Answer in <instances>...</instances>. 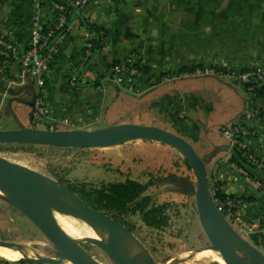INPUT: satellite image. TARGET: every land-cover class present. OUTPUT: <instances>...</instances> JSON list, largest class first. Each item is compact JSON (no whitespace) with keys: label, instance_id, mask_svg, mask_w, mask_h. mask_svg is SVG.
<instances>
[{"label":"crops","instance_id":"obj_1","mask_svg":"<svg viewBox=\"0 0 264 264\" xmlns=\"http://www.w3.org/2000/svg\"><path fill=\"white\" fill-rule=\"evenodd\" d=\"M32 2L0 0V36L21 51L29 45ZM53 19V11L43 5L41 27ZM81 19L106 33L101 48L90 57L85 55L88 32ZM55 41L58 52L44 79L45 117L33 123L32 105L12 102L14 120L7 107L9 96L0 90V129L21 125L95 130L124 123L158 127L140 119L160 109L163 129L195 145L210 188L242 202L228 218L234 230L253 240L264 235V189L229 162L230 149L221 134L247 107L242 88L216 77H172L152 87L146 84L150 77L180 70L212 67L237 72L264 66V0H91ZM131 55L142 62L139 76H114L113 65L125 63ZM7 73L19 82L12 87L18 98L29 103L36 93L32 79L17 62L9 63ZM255 107L263 115L251 122L254 136L245 145L264 160V95ZM108 113L112 114L107 119ZM146 144L153 143L136 145Z\"/></svg>","mask_w":264,"mask_h":264},{"label":"rangeland","instance_id":"obj_2","mask_svg":"<svg viewBox=\"0 0 264 264\" xmlns=\"http://www.w3.org/2000/svg\"><path fill=\"white\" fill-rule=\"evenodd\" d=\"M113 108L115 109V106ZM161 113L164 112L158 109L148 116L144 115L140 121L154 123L164 130ZM111 114L108 113L105 118L108 119ZM180 138L198 155V150L189 139L182 136ZM144 142L150 141L137 140L108 148L84 150L0 144V158L63 186L84 183L99 188L125 180L141 184L151 182L142 196L149 198V207L167 205L166 225L160 228L147 227L138 213L129 214L125 221L132 228L133 238L154 262L224 264L199 226L194 206L195 182L192 171L186 169L181 156L170 147L156 142H151L152 145H136ZM55 218L62 230L74 240L93 236L91 227L82 220L61 214H55ZM243 238L255 246L253 239ZM0 241L15 245L10 249L1 248L3 251L0 253V264H14L23 257L58 260L60 256L46 238L1 195ZM79 246L99 264H114L97 247L87 243H81ZM137 251V248H133V252ZM22 261L24 264H30ZM60 264L70 263L63 260Z\"/></svg>","mask_w":264,"mask_h":264},{"label":"water","instance_id":"obj_3","mask_svg":"<svg viewBox=\"0 0 264 264\" xmlns=\"http://www.w3.org/2000/svg\"><path fill=\"white\" fill-rule=\"evenodd\" d=\"M12 102L32 105L18 98L19 92L5 89ZM11 112V111H10ZM12 114V112H11ZM13 116V114H12ZM14 118V116H13ZM143 140L165 145L176 151L194 176V206L201 230L224 264H264V254L241 237L218 210L203 159L179 136L156 126L131 123L95 130H47L18 125L16 129H0V144L44 146L70 149H101ZM0 195L22 214L59 252L58 260L46 257L25 258L31 264H99L79 245L87 243L104 252L114 264H156L149 254L122 225L106 214L85 204L62 184L22 166L0 158ZM55 214L70 216L87 223L97 238H70L58 225ZM131 250L125 246V241ZM0 247L15 245L0 241ZM137 248V252H133Z\"/></svg>","mask_w":264,"mask_h":264},{"label":"built area","instance_id":"obj_4","mask_svg":"<svg viewBox=\"0 0 264 264\" xmlns=\"http://www.w3.org/2000/svg\"><path fill=\"white\" fill-rule=\"evenodd\" d=\"M91 0H72L68 3H60L56 0H33L32 2V30L29 39V45L26 50H19L12 42L0 36V84L5 88H12L19 85V82L10 78L7 73V67L11 62H17L21 70L27 74L33 81L36 89L34 102L32 104L31 121L33 123L41 121L45 115V95H44V79L51 72V62L54 55L58 52L57 42L54 40L55 32L60 31L65 23V16L63 15L66 7L77 12H82ZM46 5L53 13L54 18L57 17V22L52 27H47L46 31H42L39 23L40 12ZM90 39L87 36V41ZM90 44L86 43V57H89ZM132 65H137L139 68L142 62L137 55H131L125 63L112 67V74L114 76L126 75L129 79L133 76L138 77L139 71ZM130 67V68H127ZM200 77H216L228 83L238 85L242 88L245 94L247 107L244 112L235 122L225 126L221 130L223 138L228 142V147L231 149L236 146L240 149H247L245 140L254 136V131L250 126L251 122L259 118V110L254 106H250L252 92L255 87L264 85V66L248 68L242 71H225L219 68L204 67L202 69H195L193 72L184 73L177 78H200ZM172 79V77L161 78V83H165ZM72 80V83H74ZM154 78H151L147 83L148 87L155 86ZM3 95L6 94L2 91ZM243 124V125H242ZM240 135L241 140L236 138ZM252 155L248 158L252 159ZM212 192V190H211ZM218 210L226 211V220L233 214L234 210L242 205L240 200L215 201ZM264 225V220L262 221ZM264 231V229H263ZM256 249L261 253L264 252V243L258 239L255 243Z\"/></svg>","mask_w":264,"mask_h":264},{"label":"trees","instance_id":"obj_5","mask_svg":"<svg viewBox=\"0 0 264 264\" xmlns=\"http://www.w3.org/2000/svg\"><path fill=\"white\" fill-rule=\"evenodd\" d=\"M63 15L65 16V23L60 31L55 32L54 39L50 40V43L55 40L57 36L65 32L69 20L72 16L79 17L81 12H77L73 9L66 7L64 9ZM57 22V17L53 19V22L50 25H45L42 27V31H46L47 27H52ZM82 24L86 27L90 39L87 41L90 44L89 47V57L99 51L101 48V43L106 37V33L103 30L96 29L88 24H86L81 19ZM87 48H85V51ZM119 65V63L114 64V66ZM138 69L139 73L143 71V67L140 68L137 65H132ZM127 68H130L127 66ZM194 68L191 70H180L174 74L163 73L159 76L150 77L147 79L146 84L150 81L151 78H154V84L158 85L163 77H178L184 73L193 72ZM136 78L133 76L132 79ZM80 79V78H78ZM75 82V80H74ZM97 83H92L90 86L95 87ZM0 86H2L0 84ZM148 86V85H147ZM251 96L250 106L255 105V101L264 95V85L260 87H255ZM263 113L259 111V117ZM243 125V124H242ZM236 138L241 140L240 135H237ZM229 154V162L234 165L239 171L242 177L250 178L260 184L264 189V160L255 158L248 149H240L236 146L232 147ZM252 155V159H249L248 156ZM185 164V167L188 171H191L187 163L182 160ZM151 182L146 184H141L132 180H125L124 182L118 183H109L107 185H102L99 188H93L90 185L84 183L78 184H68L65 185L71 192L76 194L85 204L91 208L98 210L110 218L114 219L120 225H122L127 231L132 232V228L128 226L125 221V217L129 214L138 213L142 223L150 228H160L166 225L167 217L165 216V211L167 205L160 206H151L149 207V198L143 197V193L148 189ZM214 201H227L232 200L229 197H225L220 193L217 188H211ZM222 215L226 218V211H221ZM264 229V225H262ZM260 239L264 243V235ZM255 239L254 242L257 243ZM2 264H9L8 262H3Z\"/></svg>","mask_w":264,"mask_h":264},{"label":"bare ground","instance_id":"obj_6","mask_svg":"<svg viewBox=\"0 0 264 264\" xmlns=\"http://www.w3.org/2000/svg\"><path fill=\"white\" fill-rule=\"evenodd\" d=\"M86 237H90V238H97L96 234L93 232V236H86ZM125 242V246L131 250V246L128 242H126V240L124 241ZM6 249V248H3V247H0V253L3 251L2 249Z\"/></svg>","mask_w":264,"mask_h":264}]
</instances>
